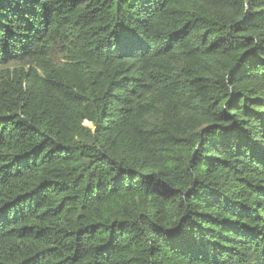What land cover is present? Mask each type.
I'll return each mask as SVG.
<instances>
[{
    "label": "trees",
    "instance_id": "16d2710c",
    "mask_svg": "<svg viewBox=\"0 0 264 264\" xmlns=\"http://www.w3.org/2000/svg\"><path fill=\"white\" fill-rule=\"evenodd\" d=\"M0 264H264V0H0Z\"/></svg>",
    "mask_w": 264,
    "mask_h": 264
}]
</instances>
